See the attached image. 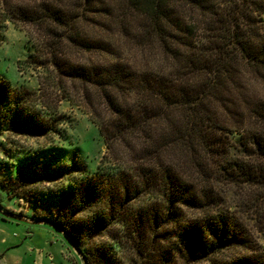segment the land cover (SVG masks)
Returning <instances> with one entry per match:
<instances>
[{
    "label": "trees",
    "instance_id": "obj_1",
    "mask_svg": "<svg viewBox=\"0 0 264 264\" xmlns=\"http://www.w3.org/2000/svg\"><path fill=\"white\" fill-rule=\"evenodd\" d=\"M7 22L43 75L37 92L0 81V123L46 135L24 106L68 83L104 142L95 170L44 176L74 174L40 218L84 264H121L119 248L129 264H264V0H0ZM33 173L2 188L19 197Z\"/></svg>",
    "mask_w": 264,
    "mask_h": 264
},
{
    "label": "rangeland",
    "instance_id": "obj_2",
    "mask_svg": "<svg viewBox=\"0 0 264 264\" xmlns=\"http://www.w3.org/2000/svg\"><path fill=\"white\" fill-rule=\"evenodd\" d=\"M3 25L0 27V81L12 89L37 92L38 77L43 72L25 63L28 54L32 53L26 33L11 23ZM44 91L48 99H29L24 110L30 114L33 110L38 119L48 123L50 130L46 135L8 130L0 123V264H84L67 237L40 218L52 217L56 212L51 201L44 200V196L62 184H68L74 174L58 179L44 176L71 163L95 170L106 150L98 129L89 121L87 110L70 84ZM0 111L3 115L7 106L1 107ZM24 168L33 169L32 181L16 185L20 196L12 198L1 183L14 177L17 169L25 171ZM35 201L39 204L36 205ZM137 205V201L129 202L126 212ZM10 216L29 223L12 220ZM254 236L257 244L264 247V231L256 232ZM110 241L109 234H106L95 239L93 244ZM127 251L117 249L116 257L122 259L121 264H129ZM144 253L142 261L146 262L142 264L156 262L153 259L157 257L155 254L147 259V250Z\"/></svg>",
    "mask_w": 264,
    "mask_h": 264
},
{
    "label": "water",
    "instance_id": "obj_3",
    "mask_svg": "<svg viewBox=\"0 0 264 264\" xmlns=\"http://www.w3.org/2000/svg\"><path fill=\"white\" fill-rule=\"evenodd\" d=\"M9 218L12 219V220H15V221H21V222H24V223H29L28 221L20 219V218H17L15 216H10ZM71 246H72L73 250L76 252L77 251L76 248L72 244H71ZM76 253H78V252H76Z\"/></svg>",
    "mask_w": 264,
    "mask_h": 264
}]
</instances>
